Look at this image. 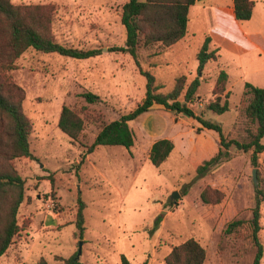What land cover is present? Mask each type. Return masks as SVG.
I'll list each match as a JSON object with an SVG mask.
<instances>
[{
	"label": "rangeland",
	"instance_id": "374dc122",
	"mask_svg": "<svg viewBox=\"0 0 264 264\" xmlns=\"http://www.w3.org/2000/svg\"><path fill=\"white\" fill-rule=\"evenodd\" d=\"M128 1L11 0L14 5L45 7L51 18L50 35L56 42L82 50L102 49V54L78 60L30 49L13 69L0 67L3 85L24 93L22 109L32 124L33 155L14 161L25 180V201L18 215L21 231L0 264H39L41 260L57 264L58 259L75 255L80 264H121L122 256L131 264H166L172 249L189 239L206 250L205 264H253L256 247L248 221L255 206L253 171L257 170L259 184L264 180V153L256 168L252 151L232 146L229 161L198 178V166L219 148L218 133H198L201 125L193 118L154 106L129 123L135 135L132 149L100 146L84 157V146L94 142L103 123L119 120L143 102L147 78L140 69L154 75L158 92L163 94L185 77L181 102H185L187 87L199 78L200 87L187 105L221 125L228 140L242 142L248 139L249 130L255 131L245 118L241 98L246 82L264 88V82L256 81L251 73L264 58L251 47L237 49L219 37L223 44L220 58L198 71L197 53L206 37L220 33L214 26L213 10L221 4L207 5V0H201L191 7L187 36L171 48H142L137 65L130 55L109 50L125 46L121 19ZM254 1L258 2L254 17L243 23L247 29L264 25V2ZM214 49L212 42L210 50ZM240 62L250 72L247 79L241 78ZM220 70L230 77L224 94L229 93V111L221 115L207 109L216 99L213 92ZM86 92L98 95L101 102L88 104L82 96ZM63 106L80 112L85 120L79 142L59 129ZM164 138H173L175 149L157 168L149 153L154 142ZM206 186L224 194L220 204L201 202L200 193ZM175 192L177 200L172 198ZM79 199L85 205L82 236L76 228ZM235 219L245 224L231 235L224 234L226 225ZM260 225L264 246V204Z\"/></svg>",
	"mask_w": 264,
	"mask_h": 264
},
{
	"label": "trees",
	"instance_id": "16d2710c",
	"mask_svg": "<svg viewBox=\"0 0 264 264\" xmlns=\"http://www.w3.org/2000/svg\"><path fill=\"white\" fill-rule=\"evenodd\" d=\"M198 0H129L123 7L122 24L126 29L125 46L109 49L110 52H120L130 55L139 65V51L144 47L161 45L171 48L183 40L188 34L189 12ZM234 16L238 22L250 21L253 17L255 2L253 0H233ZM50 15L43 6L14 5L11 0H0V67L13 69L15 62L28 50L33 49L44 54H59L64 57L83 60L102 54V49L82 50L68 47L56 42L50 35ZM212 38L207 36L197 53L198 71L203 72L210 61H218L219 48L210 50ZM147 78L146 95L141 104L131 113L119 120L103 123L94 142L86 148L84 157L94 153L100 146H119L130 150L135 145V135L129 123L149 112L153 106H162L165 110L176 114H184L196 120L201 127L197 129L212 130L219 135L218 152L211 159L200 165L196 172L198 178L205 177L213 168L231 159L229 149L252 151V165L259 167V157L264 153V88L251 83H245L241 98L243 113L247 122L255 127L248 131L245 141L228 140L221 125L207 120L203 115H197L188 105L200 87V79L195 78L183 95L186 80L180 77L176 80L173 90L167 94L159 93L153 74L140 69ZM229 74L220 70L215 84L216 99L207 105V109L216 114L229 111L228 94L225 88L229 82ZM13 88H16L14 90ZM6 88L0 80V258L6 254L20 233L19 210L25 201V180L18 173L14 161L22 158H33L30 147L32 124L23 112L24 93L18 87ZM83 98L88 104L101 102L98 95L86 92ZM224 96V102L222 99ZM86 111V108L81 109ZM59 129L73 142H79L82 137L85 120L80 112L69 106H63ZM175 149L170 139H160L151 147L149 160L153 166L161 167ZM84 157L82 160H84ZM224 199V194L210 186L200 193V200L205 205H218ZM264 204V180L255 188V206L252 218L248 221L252 228V240L256 247L253 264H261L264 246L259 238L261 230V205ZM84 202L79 199L76 228L82 236L85 231ZM159 220L154 230L158 229ZM245 224L241 219L229 222L224 234L231 235ZM206 250L195 239H189L175 246L166 258V264H205ZM57 264H80L77 255L68 259H58ZM39 264H49L41 260ZM121 264H131L127 257L122 256Z\"/></svg>",
	"mask_w": 264,
	"mask_h": 264
},
{
	"label": "crops",
	"instance_id": "0c3cea01",
	"mask_svg": "<svg viewBox=\"0 0 264 264\" xmlns=\"http://www.w3.org/2000/svg\"><path fill=\"white\" fill-rule=\"evenodd\" d=\"M200 1L201 0H198L196 4L192 7H196L197 4L200 3ZM260 1L264 2V0H260ZM207 2H208L207 5L209 3L221 4V5H217V7H215L213 10L215 29H220V33H218L216 36L213 32H211L210 34V37L212 38V42L215 45V48H219L220 50L223 48V44L219 40L220 39L219 37H223L224 39H227L228 41L232 42L235 48L242 49L246 47H251V50L256 52V54L260 59L264 58V25H262L261 29L258 28L247 29L243 26V23L245 22L241 23L236 21L234 16L233 0H207ZM254 2H255V8H254L253 17L258 5L257 1ZM236 55L239 58L242 57V54H236ZM239 68L243 72V77L241 78L245 79L250 74V72L246 70L245 65L243 66L241 62L239 64ZM251 73L255 75L256 81L264 82V62L260 61L258 65L251 70ZM246 83H250V82H246ZM252 83L254 86L261 88V86H258L255 82ZM205 130L206 129L202 130V132ZM164 139H168V138H164ZM169 139L171 140L173 138H169ZM216 152H218V148L216 149V151L212 152L211 155H208L206 159L207 160L211 159L213 156L217 154Z\"/></svg>",
	"mask_w": 264,
	"mask_h": 264
},
{
	"label": "water",
	"instance_id": "95a60500",
	"mask_svg": "<svg viewBox=\"0 0 264 264\" xmlns=\"http://www.w3.org/2000/svg\"><path fill=\"white\" fill-rule=\"evenodd\" d=\"M200 76H201V73H200ZM253 179H254V183L257 187L258 186V179H257V170L256 169L253 171ZM172 198L177 200L178 199V193L175 192L173 194Z\"/></svg>",
	"mask_w": 264,
	"mask_h": 264
}]
</instances>
